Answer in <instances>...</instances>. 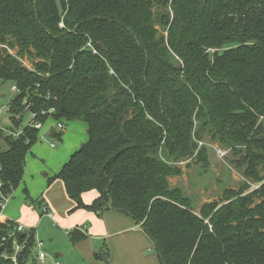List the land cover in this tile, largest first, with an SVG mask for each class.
<instances>
[{
	"label": "trees",
	"instance_id": "1",
	"mask_svg": "<svg viewBox=\"0 0 264 264\" xmlns=\"http://www.w3.org/2000/svg\"><path fill=\"white\" fill-rule=\"evenodd\" d=\"M0 81L18 89L9 110L23 132L0 131L2 194L17 190L38 142L21 127L25 111L43 124L82 121L88 141L49 182L64 184L72 211L131 217L160 264H264V183L199 212L170 186L197 142L246 146L250 166L252 148L264 150V0H0ZM12 228L0 224V244ZM80 230L74 244L87 239ZM20 240L28 264L35 233ZM95 259L110 264L107 246Z\"/></svg>",
	"mask_w": 264,
	"mask_h": 264
},
{
	"label": "rangeland",
	"instance_id": "2",
	"mask_svg": "<svg viewBox=\"0 0 264 264\" xmlns=\"http://www.w3.org/2000/svg\"><path fill=\"white\" fill-rule=\"evenodd\" d=\"M5 47L7 46H3V48ZM8 51L14 56L18 55L17 49H8ZM24 63V66L32 68L31 62L26 58H24ZM15 96H17V92L12 90V83H2L0 81V115L3 127H14L11 121L9 104ZM31 120V112L25 111L21 116V127L27 126ZM73 124L76 123H65L64 129L60 130L57 122L52 118H49L44 123L32 154L29 153L26 157L22 182L15 190L13 196L9 198L2 211L9 218L18 217L19 223L24 226H26L25 222L34 224L33 227H27L29 230L34 229L35 241L44 243L47 264H91L88 260L83 262V258L79 255L80 253L78 254V249L74 247V243L71 241L73 229L65 232L63 226L59 225L57 214L62 212L61 208H54L50 203L48 207L53 211L52 213L55 215L56 220L51 221L45 217L41 219L42 211H44L42 202L45 200L50 201L51 197L56 199L55 192L58 187L61 188L59 181L54 180L51 184L49 182L54 178L62 163V157L66 151L63 148L68 144V148L71 149L74 143V141H71L73 137L70 135L67 138H63L61 142L58 139H52L49 132L54 129L64 136L66 131L70 132ZM260 124L264 127V118L260 120ZM85 130L83 129V133ZM257 139L264 141V135H259ZM52 142L56 143L55 149L51 148ZM0 143V151L6 150L7 145L2 141ZM197 143L198 149L194 157L175 164L182 169V174L170 179V186L173 189H179L196 212H199L204 204L209 203L236 205L237 201L242 198V195H239L241 191L248 188L243 195L247 196L259 189L264 183L263 149L252 148L257 155V159L256 165L250 166L248 160L252 155L251 153L249 155V150L246 146L228 148L209 139ZM203 148H206V153L202 155L201 159H196ZM46 175H49V177H46ZM26 191L29 199L36 203L35 205L31 201L30 203L26 202ZM93 196V193H88L85 198H90L91 200ZM227 197L230 201H226ZM52 222L57 223L59 228H55ZM87 225L90 226L89 224ZM88 226H85V228L87 229ZM51 239L53 242H50ZM39 252L41 250L38 247H34L33 256L28 264L36 262V255ZM56 254L61 256L60 259L56 258Z\"/></svg>",
	"mask_w": 264,
	"mask_h": 264
},
{
	"label": "crops",
	"instance_id": "3",
	"mask_svg": "<svg viewBox=\"0 0 264 264\" xmlns=\"http://www.w3.org/2000/svg\"><path fill=\"white\" fill-rule=\"evenodd\" d=\"M70 123L76 124H73V128L70 130V132L66 131V133L64 134V136L62 135L60 140L58 137L56 138L59 132L55 131L54 129L49 132L50 137L54 140L58 139L62 142L63 138H67L70 135L73 137L71 141H74L71 149L68 148V144L64 146L63 149L66 151L63 154L62 163L60 164L59 170L55 173V175L60 172L62 167L69 161L70 157L88 141V125L82 121H74ZM83 129H86L84 133ZM32 150L30 154H32ZM46 177H49V175H46ZM57 181L61 183V188L58 187L55 192L56 199H53V197H51L50 201L45 200L42 202L44 211H42L41 219L45 217L51 221L56 220L55 215L52 213L53 211H51V209L48 207L51 203L54 208L58 207L62 209V212L60 214H57V220L58 223L60 222L59 225L63 226L65 232H68V230L72 229H81V232H86V240L73 244L74 247L78 249V254L80 253L79 255H81V257L83 258V262L88 260L91 262V264H102L95 258L97 252L105 245L110 252V264L160 263L158 255L154 252L153 242L139 227L136 221H134L131 217L116 211H107L102 214L101 217H98L95 213H91L85 210L72 211L75 207V204L68 197L64 184L60 180ZM89 193H93L94 196L90 200V198H85L88 193L84 194L83 201L86 205L92 204V202L98 197V193L95 191ZM29 200L30 199L27 196L26 202L30 203ZM32 204L35 205L36 203L33 202ZM0 218L4 223L19 222L18 217L9 218L3 212ZM24 224L26 225V227L34 226V224H31L30 222H25ZM87 224H89L90 226H88ZM53 226L55 228H59L57 223H53ZM85 226H88L87 229L85 228ZM29 231L30 233H32L34 232V229H31ZM50 242H53V240L51 239ZM36 256V262H34L33 264H40L38 255ZM60 257L61 256L59 254H56L57 259H60ZM45 264H47L46 260Z\"/></svg>",
	"mask_w": 264,
	"mask_h": 264
},
{
	"label": "built area",
	"instance_id": "4",
	"mask_svg": "<svg viewBox=\"0 0 264 264\" xmlns=\"http://www.w3.org/2000/svg\"><path fill=\"white\" fill-rule=\"evenodd\" d=\"M12 90L18 92V89L16 87H12ZM24 104H27V102L25 101ZM26 107L29 108L28 105ZM53 113H54V109L49 111L50 115ZM33 118H35L34 114H32V119ZM17 119H19L18 116H17ZM1 123H2V118L0 115V131L4 132L7 136H12L14 139H17L23 133L22 130L13 131L12 128L3 127ZM64 124L65 123L62 121L57 122L58 128L60 130L64 129ZM29 125L40 131L42 130L44 124L42 122H37V121L32 120L29 123ZM51 146L52 148H55L56 143L53 142ZM0 173H1V169H0ZM3 187L4 185L0 178V194H1L0 206L2 208V211L5 208L7 201L12 196V194L10 195L2 194ZM8 223H12L13 228L7 233V236L2 237L1 244H0V260L8 262L9 264H20L19 257L21 253H23L26 250L27 245H28L27 240H24V241L20 240V235H23L25 237L27 234L30 233V231L26 226H24L23 224L19 222L4 223L2 222L0 218V224H8ZM35 247H38L41 250V252H39L38 254V259H39L40 264H45L47 254L44 251V243L42 241L40 242L35 241Z\"/></svg>",
	"mask_w": 264,
	"mask_h": 264
},
{
	"label": "water",
	"instance_id": "5",
	"mask_svg": "<svg viewBox=\"0 0 264 264\" xmlns=\"http://www.w3.org/2000/svg\"><path fill=\"white\" fill-rule=\"evenodd\" d=\"M53 134H54V132H53ZM24 237V236H23Z\"/></svg>",
	"mask_w": 264,
	"mask_h": 264
}]
</instances>
